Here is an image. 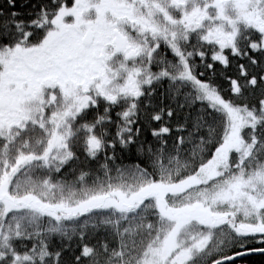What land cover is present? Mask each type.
<instances>
[{
    "label": "snow or ice",
    "instance_id": "obj_1",
    "mask_svg": "<svg viewBox=\"0 0 264 264\" xmlns=\"http://www.w3.org/2000/svg\"><path fill=\"white\" fill-rule=\"evenodd\" d=\"M0 264H264V0H0Z\"/></svg>",
    "mask_w": 264,
    "mask_h": 264
}]
</instances>
